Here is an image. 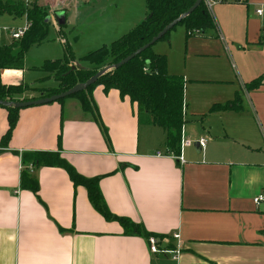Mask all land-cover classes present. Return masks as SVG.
Instances as JSON below:
<instances>
[{
	"label": "crops",
	"instance_id": "0c3cea01",
	"mask_svg": "<svg viewBox=\"0 0 264 264\" xmlns=\"http://www.w3.org/2000/svg\"><path fill=\"white\" fill-rule=\"evenodd\" d=\"M209 8L215 26L196 37L189 68L172 69L163 48L169 36L151 48L166 57L169 74L183 77L184 93L192 90V101L184 99L182 140L203 138L205 144L200 150L185 145L183 163L167 151L165 131L116 89L94 87L92 111L76 96L21 108L5 142L7 110L0 106V264H264V201L253 202L264 194V81L245 88L264 74V0H214ZM60 12L54 14L59 29L67 17ZM147 13L145 0H138L120 33ZM219 28L226 44L218 40ZM223 51L235 66L233 76H219L216 58H225ZM2 71L6 85L24 84L23 69ZM39 81L25 85L55 87L53 79L48 86ZM236 94L241 110L210 112ZM38 152L57 153L79 175L98 177L109 211L159 236L162 247L178 246V258L150 253L145 236L127 235L117 221L106 220L64 168L33 164ZM22 170L37 183L36 192L20 186Z\"/></svg>",
	"mask_w": 264,
	"mask_h": 264
},
{
	"label": "trees",
	"instance_id": "16d2710c",
	"mask_svg": "<svg viewBox=\"0 0 264 264\" xmlns=\"http://www.w3.org/2000/svg\"><path fill=\"white\" fill-rule=\"evenodd\" d=\"M196 0H145L148 10L147 16L134 28L109 45L89 53L81 59L87 66L71 70L76 58L64 41L65 53L63 58L53 61H44L41 69L48 74L55 73L57 87L48 88L41 92L40 97L64 92L77 83L89 79L100 69H94L103 63L107 65L116 64L121 59L149 42L165 25L186 12ZM219 2H244V0H217ZM48 5V3H46ZM45 9L36 4H26L21 1L7 3L0 0V14H8L14 17L24 16L29 23L28 29L19 41L17 48L13 44L0 46V100L10 102L19 101L14 98L26 90L25 84L6 85L1 79V71L5 69L22 70L25 54L28 48L36 43L42 42L48 31L47 15ZM178 24H184L187 36L203 33L215 26L214 18L207 9L204 2L187 16L183 17ZM175 27V26H174ZM173 27V28H174ZM172 28V29H173ZM168 31L161 39L168 36ZM156 43V42H155ZM154 43V44H155ZM152 45L118 68H112L81 92L72 96L80 98L82 108L92 111L89 101L91 90L101 85L104 92L110 89L118 90L121 97L127 96L132 103H136L140 114L147 115L150 123L161 127L166 133L165 147L174 155H179L182 139V127L184 125V79L180 75H171L167 72V62L164 55L153 53ZM104 66V67H105ZM47 75L45 78H48ZM264 74L245 83L247 90L258 88L263 84ZM31 98V99H36ZM64 99V98H63ZM60 99L58 101H62ZM27 100V99H26ZM1 106V105H0ZM3 107V106H1ZM7 110L8 128L4 136V142L9 138L18 119L19 108L4 107ZM241 99L236 94L232 101L224 104H213L210 112L225 110H241ZM96 121L104 130L101 121ZM106 133V132H105ZM33 164L44 166H59L64 168L74 186L83 185L87 189L88 199L92 206L108 221H117L127 235L145 236L146 239L151 233L145 231L142 225L132 222L126 217H119L112 214L106 206L98 187V177L86 178L79 175L75 169L62 159L57 153L38 152L31 155ZM20 186L37 191V183L33 181L25 170L20 174ZM160 238L157 235H153Z\"/></svg>",
	"mask_w": 264,
	"mask_h": 264
},
{
	"label": "rangeland",
	"instance_id": "374dc122",
	"mask_svg": "<svg viewBox=\"0 0 264 264\" xmlns=\"http://www.w3.org/2000/svg\"><path fill=\"white\" fill-rule=\"evenodd\" d=\"M2 1L5 2L4 0ZM10 1H12V3L21 1L23 3L28 2L30 5L36 4L44 8L45 14L51 17V20H48V31L45 39L40 43L31 45L25 54L23 62V82L25 84L41 79L42 81L39 82H45L44 86H48L52 83L51 80L53 79L55 87L58 86L54 76L55 73L48 74L41 69L44 61H53L63 58L65 53L64 48L67 44L76 60L81 61V59L89 53L104 45H109L112 41L126 34L127 32L120 33L123 25H125L123 22H125L130 12L138 9V0H129L130 3L128 5L126 4L128 0H99L98 2L91 0V3L85 2L89 4L83 6V8H79V6L84 3L82 1L80 3L76 2L78 3L76 5L62 0ZM45 3H48V5H45ZM60 11H67L66 23L61 26V29H59V25H57L54 16L55 13ZM60 14L61 12L59 13L60 19H58L64 22L65 15L63 13V15ZM13 17L0 14V28L23 27L26 22L24 16ZM116 33L117 35H115ZM114 35L116 37H114ZM201 35V33H197L187 36L184 24H177L170 30L168 34L169 37L167 38L169 42H165L166 44H163V48L169 53L168 56H166L167 59L169 55L171 56L170 62L174 72H182L186 67H190L192 61L191 53H196L195 51L198 49L197 43H199V39L196 37H200ZM8 38L9 37L5 35V33H2L0 36V43H3V45L13 44L15 46V51L19 41L13 40L7 42L9 40ZM218 38L222 43L226 44L228 42L221 34L220 28ZM64 41H66L67 44H64ZM163 41L164 39H160L155 44ZM222 43L221 47L224 48ZM223 52L225 58L221 56L222 54L216 58L219 76H233L235 66L230 62L228 54L225 51ZM105 65L106 64L103 63L96 68L95 66L93 67L97 70ZM1 74L4 75L5 72L1 71ZM187 74L189 76L192 75L193 70L189 69ZM47 75H49L48 78H45ZM176 75H178V73ZM46 90H48V88H42L41 85L39 87L27 85L26 90L18 94V96H23L22 94H24V97L15 99L24 101L26 99L36 98L41 92H45ZM191 94L192 90L189 86L185 90L184 99L191 102L192 99L189 98ZM187 129H189V127H187Z\"/></svg>",
	"mask_w": 264,
	"mask_h": 264
},
{
	"label": "water",
	"instance_id": "95a60500",
	"mask_svg": "<svg viewBox=\"0 0 264 264\" xmlns=\"http://www.w3.org/2000/svg\"><path fill=\"white\" fill-rule=\"evenodd\" d=\"M205 1L206 0H196L193 3V5L187 9L186 12L182 13L177 18H175L174 20L169 22L167 25H165L149 42L145 43L143 46L139 47L138 49H136L135 51H133L132 53H130L129 55H127L126 57L121 59L116 64L107 65V66L103 67L102 69L97 71L93 76H91L86 81L81 82V83H77L73 87H71L70 89H68V90H66L64 92H61L59 94L51 95L49 97H40V98H36V99H29V100L16 101V102H10L8 100H0V105L3 106V107H15V108L21 109V108L34 106V105H41V104H47V103H50V102H55V101H58L60 99L72 96V95H74V94H76L78 92L83 91L88 86L93 84L96 81V79L100 75L105 73L106 71H108V70H110L112 68H118V67L122 66L123 64L127 63L132 58L136 57L141 52L146 50L148 47L153 45L155 42L160 40L168 31H170L174 26H176L181 21V19L183 17H185L188 14H190L192 11H194L200 5L201 2L205 3ZM60 15H63L62 12H61ZM58 18L60 19V17H57L58 23L59 24H63V21L59 20ZM46 20L47 21L49 20L48 16H47ZM75 68H81V67L78 64H74V65L71 66V70H73ZM1 79L4 80L5 76L1 75ZM193 146L195 147V149H199V150L201 149L198 141H194L193 142Z\"/></svg>",
	"mask_w": 264,
	"mask_h": 264
},
{
	"label": "built area",
	"instance_id": "2783aa9c",
	"mask_svg": "<svg viewBox=\"0 0 264 264\" xmlns=\"http://www.w3.org/2000/svg\"><path fill=\"white\" fill-rule=\"evenodd\" d=\"M62 1H68L70 3H76V2H90L91 0H62ZM214 0H206L205 1V5L207 7V9L209 10V6L211 5V3L213 2ZM217 1V0H216ZM27 4V3H26ZM46 5V3H45ZM255 12L260 15L262 13V10L261 9H256ZM29 27V23L26 22L25 25L23 27H16V28H12V27H6V28H0V36L2 33H5V35H7L11 40H19L24 32L28 29ZM197 34V32L195 33ZM0 46H1V43H0ZM199 142V145H200V148L204 146L205 144V139L203 138H200L198 140H196ZM194 141H190V140H182L181 139V144H180V153L179 155L177 156L178 160L180 163H183L184 162V159H183V156H182V148L185 146V145H192ZM264 201V194H258L256 195L254 198H253V202L256 204V205H260V203H262ZM172 237L174 239H178V234H173ZM147 243H148V249L150 251V253L152 254H160V255H170L172 257V259H177L179 254H180V251H179V247H175L174 249H169V248H165V247H162L159 243V239L153 235L149 236L147 238Z\"/></svg>",
	"mask_w": 264,
	"mask_h": 264
}]
</instances>
